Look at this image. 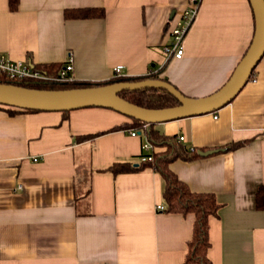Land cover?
I'll return each instance as SVG.
<instances>
[{
	"label": "crops",
	"instance_id": "1",
	"mask_svg": "<svg viewBox=\"0 0 264 264\" xmlns=\"http://www.w3.org/2000/svg\"><path fill=\"white\" fill-rule=\"evenodd\" d=\"M199 2L177 59L165 48L188 0H20L15 11L0 0V54L35 67H64L72 56L71 76L82 82L111 80L120 66L125 77L159 73L189 97L210 96L252 45L255 14L250 0ZM95 8L105 16L66 17ZM261 58L228 105L154 126L183 147L218 150L171 165L192 191L222 203L210 220L214 264H264ZM132 122L104 107L17 115L0 108V264H185L195 219L158 210L167 207L162 176L101 171L141 164L147 137L113 129Z\"/></svg>",
	"mask_w": 264,
	"mask_h": 264
},
{
	"label": "trees",
	"instance_id": "2",
	"mask_svg": "<svg viewBox=\"0 0 264 264\" xmlns=\"http://www.w3.org/2000/svg\"><path fill=\"white\" fill-rule=\"evenodd\" d=\"M20 0H9V8L11 10L19 9ZM105 11L103 9H80L77 11L66 12L68 18H103ZM45 75H50L53 78L57 77L63 68V66H48L39 65L35 67ZM148 79H166L162 78L159 73L149 74L140 77H113L107 81H77L72 80L68 82L62 81H35L30 79L19 80V79H8L0 77V83L3 84H15L21 87H28L32 89H45V90H68V89H79L83 87H97L112 85V83L118 82H141L142 80ZM168 82V81H167ZM120 97L128 100L129 102L143 106L149 109H164L180 105L178 100L169 93L167 90L161 88H144L141 90H126L119 94ZM0 108L5 109L10 115H17L26 112H40L30 109H19L15 107H7L0 105ZM67 114L69 111H64ZM131 127L132 129L144 134L148 142L156 147H165L164 151H157L153 153L151 161L143 162L139 166H135L132 163H114L113 166L101 169L103 172L112 173L114 176L121 173H129L141 171L143 169H151L155 173H159L164 179V192L163 196L165 199L166 212L176 213L183 216L192 214L195 222L192 230V238L187 243L188 253L185 258V264H214L209 257L210 249V220L211 217H216L222 203L217 199V196L213 193H197L192 191L188 185L179 179V177L171 170V165L176 160H193L199 158L198 148L183 147L176 138H169L166 135L155 130L154 126L144 121L134 120L130 124H125L120 127H114L113 129ZM95 136V135H93ZM93 136H84L82 140L88 139ZM237 145H229L225 150L236 148ZM257 209L264 210V185L260 186L256 194Z\"/></svg>",
	"mask_w": 264,
	"mask_h": 264
},
{
	"label": "water",
	"instance_id": "3",
	"mask_svg": "<svg viewBox=\"0 0 264 264\" xmlns=\"http://www.w3.org/2000/svg\"><path fill=\"white\" fill-rule=\"evenodd\" d=\"M255 14V35L252 45L244 55L234 74L210 96L192 98L183 94L172 83L161 79H148L141 82H118L112 85L83 87L68 90H45L21 87L15 84L0 83V105L36 111H69L86 107H104L114 109L130 119L144 121L151 125L185 119V117L210 114L228 103L242 90L253 75L257 63L264 55V0H250ZM167 90L180 105L149 109L126 101L119 94L126 90L144 88ZM139 134H141L139 132ZM216 151H199V155L208 156Z\"/></svg>",
	"mask_w": 264,
	"mask_h": 264
},
{
	"label": "built area",
	"instance_id": "4",
	"mask_svg": "<svg viewBox=\"0 0 264 264\" xmlns=\"http://www.w3.org/2000/svg\"><path fill=\"white\" fill-rule=\"evenodd\" d=\"M189 4L185 11L182 13V18L176 25V27L172 30V41L171 43L165 48L166 53L168 56H173L177 59L182 58L184 49L182 46L183 40L188 33L189 28L196 20V15L198 14L200 2L199 0H188ZM74 70L73 58L72 56L69 57L68 62L66 65L61 69L59 75L57 77H50L45 75L40 70H37L34 65L27 61H15L11 58H8L6 55L0 54V77H5L8 79H19V80H35V81H62L68 82L75 80L71 76V72ZM123 67H117L114 71L113 77H125L122 75ZM218 118L217 116H214ZM139 132L132 129L130 130V134L133 136H138ZM184 137H180L179 141H183ZM143 153L140 156V162H147L151 161L153 158L154 148L153 146L147 141L143 143ZM164 210V206H159L158 210Z\"/></svg>",
	"mask_w": 264,
	"mask_h": 264
}]
</instances>
